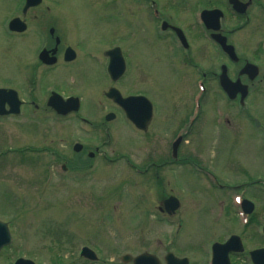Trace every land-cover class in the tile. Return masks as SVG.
I'll return each mask as SVG.
<instances>
[{
    "label": "rangeland",
    "instance_id": "1",
    "mask_svg": "<svg viewBox=\"0 0 264 264\" xmlns=\"http://www.w3.org/2000/svg\"><path fill=\"white\" fill-rule=\"evenodd\" d=\"M158 1L160 6L166 2ZM186 1L193 6L197 0ZM93 2L85 0L79 3L80 9L92 7L86 15L81 14L80 19L99 11L100 5ZM144 6L147 7L145 3L139 7L131 5L125 14L130 31L128 50L132 53L128 64L129 68L134 65L135 69L127 70L123 78L125 85L118 86L123 92L141 91L149 97L156 117L161 120L164 135H159L157 131L154 134V124L150 125L145 135L135 133L131 126L110 125V139L98 127V134L96 130L86 133L72 119H65L62 126L48 118L35 122L17 119L1 124L0 221L8 224L12 241L1 250L0 264H12L19 257L35 264H131L123 263L121 257L125 254L134 257L143 252L156 255L162 264L167 252L176 257H187L189 264H207L210 245L223 241L230 234H240L247 248L261 243L260 225L258 227L257 224V231L252 227L242 230L234 214L231 205L239 190H214L192 166L214 171L224 187L238 185L237 182L249 178L243 175L242 170L251 167L250 179L253 183L244 196L255 206L254 219L257 215L260 218L264 213V152L262 155L263 150L256 144L259 133L249 126L248 117L253 120L264 115V94L253 95L246 112L232 111L234 104L227 106L226 100L223 109L228 122L221 129H215L208 117L201 121L206 109L211 117V110L218 107L221 95H211L209 101L204 102L206 108L202 104V114L194 125L195 129L200 122V127L192 132L188 144L184 140L180 143L178 157L181 164L178 160L175 164L180 165L171 167L170 163L162 162L165 166L159 167L154 160L166 158L167 143L173 136V130L180 126L191 109L195 82L200 76L195 68L208 69L212 76L207 86L216 91L219 63L223 59L217 56L213 43L208 44L204 53L198 47L203 43H197L192 37H189V43L193 44L194 58L191 55L189 65L179 62L180 54L167 47L169 40L162 44L149 42L151 45H143L138 28H142L140 36L143 38L150 33L152 35L153 31V25L148 21L149 8L145 10ZM0 7L10 11V0H0ZM162 12V17L164 14L168 17L177 14L176 10ZM67 13L65 24L69 28L73 25L72 20L78 17ZM191 13L181 16L185 21L176 22L186 26ZM252 17V24L260 27L256 32L264 34L261 29L264 16L254 13ZM88 21L91 22V16ZM248 29L250 31V27ZM244 31L247 33V29ZM132 32L134 37H131ZM100 47L106 49L105 45ZM26 61L24 55L19 56L17 61L2 59L3 77L7 78L13 69L22 73L19 65ZM90 61L93 64H87V67L92 69V76L100 77L95 66H102ZM258 62L264 73L263 60ZM241 64L242 61L238 64L226 62L228 71L230 68L233 73ZM86 75L80 79L78 95L85 112H81L82 115L93 113L94 101H100L97 104L102 106L108 104L102 97L105 84L94 80L90 74ZM65 88L64 91L67 86ZM239 133V141H232ZM106 140L107 143L102 145L101 142ZM77 141L91 149L97 146L106 155L103 158L101 152V155L99 153L88 161V164L91 163L89 169L76 170L77 155L71 152V145ZM57 155L73 162L74 169L64 178L53 175L49 168L53 162L50 161ZM123 157H129L130 163L136 167L128 166ZM140 162L142 164L138 165ZM147 164L152 166L147 175L136 173L137 168L145 170ZM154 166L160 169L157 175ZM167 195H175L180 201L179 209L171 216L160 213L157 208ZM177 225L179 228H176ZM83 246L95 252L97 261L90 262L80 257ZM246 257L230 258V262L246 264Z\"/></svg>",
    "mask_w": 264,
    "mask_h": 264
},
{
    "label": "flooded vegetation",
    "instance_id": "2",
    "mask_svg": "<svg viewBox=\"0 0 264 264\" xmlns=\"http://www.w3.org/2000/svg\"><path fill=\"white\" fill-rule=\"evenodd\" d=\"M31 1L33 0H30V2ZM84 1L85 0H39L34 6L33 3L30 4L31 6H25V0H10V11L6 9L2 10L0 7V89L14 91L20 101L17 114L8 112L10 106L7 101L4 102L2 109H0L3 113L0 114V128L1 124L4 125L5 122L11 120L16 121L17 119L18 121H21L22 119L28 120L31 115H35L36 113L40 115L39 118L45 117L43 119L46 120L48 118L59 124L64 123L65 119H72L73 121H76V118L79 119L80 112L57 115L54 110L47 106L46 100L52 93L58 94L63 98L78 96L80 93L79 89L81 88V77L87 76L86 74L92 76V69L87 67V64L91 66L93 64L90 60L94 61L97 65L102 66L99 67L94 64L97 71L96 73H98L100 77H92L96 81L100 80L103 85L105 84L102 91V97L108 104L102 106L100 103L97 104L100 101L97 103L94 101V104L92 102L94 110L92 111V114H86V120L88 122L90 121L95 127H104L105 129L113 124H122L124 126L133 127L125 117L123 111L104 97V90L112 86L118 89L123 96H134L141 92L135 91L128 93L126 90L123 92L118 86L125 85L123 78H125L127 70L135 69L134 65L129 68L128 64V55L131 53V51L128 50L130 33L128 31V20L125 14L128 9L131 8V5L138 7L143 6V3L147 5L149 8L148 21L153 25L152 35L150 33L148 37L152 39V43L154 44L163 43L165 40H169L170 44L175 42L176 34L172 29L175 25L173 24L179 25V28L182 27L181 30L184 31V36L188 42L185 27L194 24L193 17L192 19L190 18L192 23H187L186 26L177 23L176 20L173 19L175 15H172V17L164 15V17L161 18L162 12L158 0H94V5H100L99 11L93 12L83 19H80L81 14L86 15V11L92 10V7L87 9L78 8L79 3ZM204 1L207 2V8L208 3L212 0ZM214 1H217V5L223 12V16L220 20L219 33L226 37L228 44L233 46L238 59L235 63H231L222 50L218 48L216 50L220 53L219 58L223 59L219 64L226 65V61L231 64H238L240 61L243 63L249 61L254 63L252 57H255L256 53H261L259 59H264V34L263 32L262 34L256 32L257 29H260L258 24H252V16L254 13L259 17L264 16V0H238L240 4L244 5V7H238L237 11L235 9L232 11L229 0ZM168 6L169 5L165 3L164 8H168ZM147 7L144 6V8H146L145 10H147ZM241 10L244 12L241 13ZM67 12L72 16L78 17V19L72 20L73 25L69 26L70 29L68 28V25L65 24V17L66 14H68ZM154 12H156L155 16H153ZM89 16H91V22L88 21ZM162 20L167 23V26L164 29H161ZM11 22H14V26L9 30L8 24ZM142 27L144 28V23H142ZM248 27H250V31ZM263 28L264 26L261 27L262 30H264ZM245 29H247V33L245 31L243 32ZM203 30L205 31V36H203L204 39L200 41L203 44L198 47L202 48V52L206 53L205 48L208 46L206 38L209 37V32L206 29ZM141 31L143 30L139 27L138 36L139 40L142 42L144 40L143 36H140ZM101 45H105L106 49H101ZM169 46L170 45L168 44L167 47ZM190 46L191 47L188 48V53L183 56L185 60L189 57L191 59V55L194 58L192 54L194 48L193 45ZM113 49H119V53L125 63L124 73L115 82L109 80L105 72L108 53ZM23 55L24 57H27V61L26 63L19 65L20 68L22 67V73L13 69V72L9 73L7 78H4L3 75L5 74L1 73V70L3 69L1 67L2 59L5 60L12 58L17 61L18 57ZM82 56L83 59H81ZM196 56L198 55L196 54ZM70 57L71 59L67 60ZM53 58L54 61L52 62ZM194 64L197 65L196 63ZM258 67V76L263 75V78L259 80H262L264 79V73L262 74L260 66ZM199 68V73H201V78L203 79V98L206 99L204 100L205 103L208 102L210 99L209 97L215 93L221 95L223 101L224 93L220 88H217L215 91L207 86V81H209L212 74L208 73V69H204L200 66ZM240 68L241 66L234 71V73L230 71V68L229 71L227 70V73L232 80L239 78L242 83L247 85V95L245 98L241 101L240 96L237 95L232 100V104H234V109H232V111L234 112H246L248 101H250V98L255 95L252 94V92H263V89L251 88L254 80H248L245 75L239 76ZM142 79L144 78L142 77ZM69 80H71V85H69ZM66 86L67 90L64 91ZM108 114L113 116L111 120H106ZM205 114L210 117V115L207 114V109ZM215 116H217V114L214 115L211 113V120ZM221 119L223 120L224 116H221ZM248 120L250 122L249 126L259 133L258 143L256 144H259L260 149L263 150V155L264 143L261 141V136L264 132V118L257 119L258 122L256 119L252 122V118L250 117H248ZM93 121L98 122L94 124ZM251 122L253 125H251ZM151 123L154 124L155 127L154 134H156L155 131H157L159 135H164V131L161 129V120L156 117L154 107L152 120L147 131L144 133L137 131L138 134H147L150 130V125H152ZM13 137H15L14 133ZM235 139L236 142L239 141L240 133L236 135L232 141ZM95 149L97 151V148ZM254 149H256V147H254ZM83 153H85V151L82 147L78 156L80 157L78 159L79 166L83 165L82 161H85V159L82 160V158H84ZM88 153L89 152L87 151L85 154L88 157H93V155ZM165 157V159L154 160V162L159 166L163 163H176L177 161V159L171 161L168 158L169 155ZM256 159L257 158H255V160ZM67 164L69 165L68 162ZM251 171L252 168L249 166L247 168L244 167L242 170L244 175L249 176L248 180L245 183H242L244 184V187L247 185L249 187L252 184L250 179Z\"/></svg>",
    "mask_w": 264,
    "mask_h": 264
},
{
    "label": "water",
    "instance_id": "3",
    "mask_svg": "<svg viewBox=\"0 0 264 264\" xmlns=\"http://www.w3.org/2000/svg\"><path fill=\"white\" fill-rule=\"evenodd\" d=\"M204 17L206 19L208 18H212V19H217V13L215 12L214 14L211 13H206L204 14ZM215 28V27H213ZM118 66V70L116 71V67ZM120 66V68H119ZM113 73L115 76H118L119 74H121L122 70H123V66L120 62H117L116 66L113 63ZM227 86L229 88H234V84H229L226 83ZM236 88V87H235ZM108 97L113 98V100L121 107L126 108V110L128 109H133V107H138L137 109H135V112H139L141 111V113L143 112L144 114V118L141 116H133L129 115L131 121L136 125V127L138 128H144V126L147 124V122L149 121L150 118V107H149V103L143 99L142 97H138V98H126V99H122L119 94H117V92H113L112 90L110 92L107 93ZM66 103L71 104V99L67 100ZM63 102L61 100H53L52 106L55 108V110H61L64 111L66 109H64L63 107ZM129 111V110H128ZM164 205L166 207L167 212L170 213V211L174 210L177 207V201L175 199H168L167 201L164 202ZM251 210L248 209V211ZM10 242V238L6 229V225L3 223H0V248L5 245L8 244ZM239 238L232 236L226 243L220 245V244H215L212 248V253H213V259H212V264H229L228 263V259H227V254L230 251H236L240 248L241 250V245L239 243ZM237 248V249H236ZM83 255H85L87 258L94 260L95 259V255L93 253H91L88 250H85L83 252ZM252 260L256 263V264H264V258H260V257H264V250H259L256 252H253L251 254ZM123 261H128L130 260V257L125 256L122 258ZM166 260V264H186L187 261L186 259H175L171 254H168L165 257ZM15 264H33V262L29 261V260H17ZM133 264H159L158 260L156 258H154L151 255H147V254H142L137 256L136 258L133 259Z\"/></svg>",
    "mask_w": 264,
    "mask_h": 264
}]
</instances>
